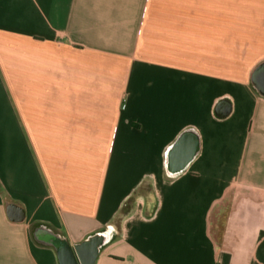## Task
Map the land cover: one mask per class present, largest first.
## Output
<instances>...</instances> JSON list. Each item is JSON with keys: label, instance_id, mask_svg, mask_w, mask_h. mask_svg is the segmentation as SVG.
<instances>
[{"label": "crops", "instance_id": "crops-1", "mask_svg": "<svg viewBox=\"0 0 264 264\" xmlns=\"http://www.w3.org/2000/svg\"><path fill=\"white\" fill-rule=\"evenodd\" d=\"M263 63L264 0H0V264H264Z\"/></svg>", "mask_w": 264, "mask_h": 264}, {"label": "water", "instance_id": "water-1", "mask_svg": "<svg viewBox=\"0 0 264 264\" xmlns=\"http://www.w3.org/2000/svg\"><path fill=\"white\" fill-rule=\"evenodd\" d=\"M251 82L259 95L264 97V63L253 72L251 76ZM7 215L11 221L16 222L21 221L23 218V213L17 208L11 209L7 213ZM64 260V264H72L71 259L68 257V255L64 258Z\"/></svg>", "mask_w": 264, "mask_h": 264}]
</instances>
